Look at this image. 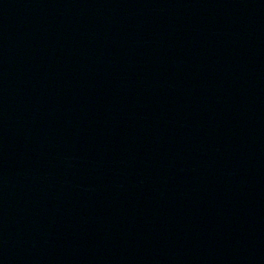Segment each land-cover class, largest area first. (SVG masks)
<instances>
[{"label": "water", "instance_id": "1", "mask_svg": "<svg viewBox=\"0 0 264 264\" xmlns=\"http://www.w3.org/2000/svg\"><path fill=\"white\" fill-rule=\"evenodd\" d=\"M0 264H264V0H0Z\"/></svg>", "mask_w": 264, "mask_h": 264}]
</instances>
